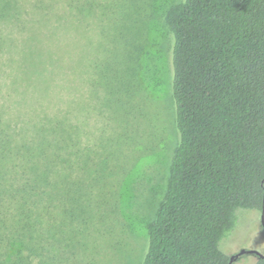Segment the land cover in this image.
<instances>
[{
  "label": "trees",
  "instance_id": "obj_1",
  "mask_svg": "<svg viewBox=\"0 0 264 264\" xmlns=\"http://www.w3.org/2000/svg\"><path fill=\"white\" fill-rule=\"evenodd\" d=\"M18 2V40L30 37L35 58L58 54L49 43L68 37L69 16L95 6ZM165 19L179 139L141 264H229L221 243L238 210L264 208V0H183ZM2 50L8 65L19 56L17 47L6 55L0 36Z\"/></svg>",
  "mask_w": 264,
  "mask_h": 264
},
{
  "label": "rangeland",
  "instance_id": "obj_2",
  "mask_svg": "<svg viewBox=\"0 0 264 264\" xmlns=\"http://www.w3.org/2000/svg\"><path fill=\"white\" fill-rule=\"evenodd\" d=\"M83 1H93L95 6L87 16H69L64 27L77 43V75L99 135L90 178L81 185L72 215L85 223L95 218L99 226L106 220L114 222L106 264H141L148 225L165 198L179 139L171 89L173 36L165 18L183 0ZM62 38L54 39L48 48L60 52L59 45L68 37ZM32 39L38 40L37 28ZM30 40L28 36L18 40L19 56L11 60L13 65L4 63L0 51V101L6 89L15 90L25 64L35 58ZM105 69L109 71L104 73ZM14 77L19 83H13ZM237 215L222 250L229 257L241 250L264 254L262 211L241 209ZM0 264H13L2 241ZM231 264H264V258L244 253Z\"/></svg>",
  "mask_w": 264,
  "mask_h": 264
},
{
  "label": "clouds",
  "instance_id": "obj_3",
  "mask_svg": "<svg viewBox=\"0 0 264 264\" xmlns=\"http://www.w3.org/2000/svg\"><path fill=\"white\" fill-rule=\"evenodd\" d=\"M23 8L0 0L6 55L21 35ZM59 48L30 58L0 101V239L13 264H106L114 222L72 215L90 178L99 125L77 75L71 32Z\"/></svg>",
  "mask_w": 264,
  "mask_h": 264
},
{
  "label": "water",
  "instance_id": "obj_4",
  "mask_svg": "<svg viewBox=\"0 0 264 264\" xmlns=\"http://www.w3.org/2000/svg\"><path fill=\"white\" fill-rule=\"evenodd\" d=\"M262 224L264 226V208L262 210ZM244 253H255V254L264 258V254H262L256 250H241L239 253L230 257L229 264H231L235 259H237L241 254H244Z\"/></svg>",
  "mask_w": 264,
  "mask_h": 264
}]
</instances>
